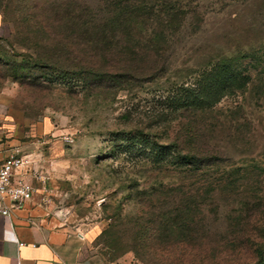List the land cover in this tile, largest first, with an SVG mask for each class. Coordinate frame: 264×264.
<instances>
[{
  "label": "rangeland",
  "instance_id": "rangeland-1",
  "mask_svg": "<svg viewBox=\"0 0 264 264\" xmlns=\"http://www.w3.org/2000/svg\"><path fill=\"white\" fill-rule=\"evenodd\" d=\"M65 1L0 0V157L9 151L25 157L22 177L34 187L30 204L46 221L79 232L88 252L104 264H161L142 246L138 231L145 216L171 208L167 199L152 194L180 183V175L171 163L156 164L125 146L133 143L137 129L162 144L182 134L176 125L180 117L160 101L175 73L229 48L231 54L237 44L251 43L261 54L264 0H184L195 12L187 23L167 31L172 78L145 82L108 77V69L121 64L119 55L108 53L102 59L95 53L91 58L90 48L79 55L76 46L71 55L60 51L61 40L75 44L76 38L75 28L58 11ZM34 4L49 11L47 32L37 30L35 14L26 15ZM215 105L221 122L227 124L232 113L247 136L239 141L222 133L219 147L226 160L207 172L221 175L245 163L264 164V92L237 90L217 98ZM249 177L238 182L231 197L200 203L199 232L213 228L217 239L230 228L229 216L264 196V175ZM186 249L195 264H237L234 258L224 260L220 245L215 247L220 252L211 255L207 247Z\"/></svg>",
  "mask_w": 264,
  "mask_h": 264
},
{
  "label": "trees",
  "instance_id": "trees-1",
  "mask_svg": "<svg viewBox=\"0 0 264 264\" xmlns=\"http://www.w3.org/2000/svg\"><path fill=\"white\" fill-rule=\"evenodd\" d=\"M66 1L58 11L75 28L76 38L75 44L61 40L62 53L71 55L76 46L79 55L84 47L90 48L91 58L95 53L102 54V59H107L108 53L119 55L121 64H113L107 75L122 82L172 78L167 31L187 23L188 15L195 12L194 8L187 9L184 0H94L95 4L89 0ZM38 6L32 5L26 15L31 18L35 14L33 18L39 19L37 30L47 32L49 11H41ZM257 49L251 43L237 44L231 54L229 48L208 56L204 64H196L194 69L175 73L168 95L163 90L160 101L164 99L162 102L171 110L168 113L180 117L176 125L182 134L162 144L154 135L137 129L131 138L133 143L125 146L148 155L156 164L171 163L180 175V183L160 187L152 194L160 201L167 199L171 208L145 216L138 231L142 246L158 256L161 264H195L186 249L194 245L207 247L210 255L212 251L220 252L215 249L220 245L225 261L234 258L237 264H264V196L255 197L253 204L246 202L239 214L229 216L230 228L217 239H213V228L204 232L197 228L200 203L218 195L231 197L239 188L238 182L246 178L249 181L252 174L264 175V164L255 162L221 175L207 172L226 160L219 147L222 133H231L239 141L247 136L232 113L227 124L220 121L215 100L250 87L264 92V46L261 54ZM238 108L242 110L241 106ZM244 213L248 216L244 217ZM150 240L157 246L150 247Z\"/></svg>",
  "mask_w": 264,
  "mask_h": 264
},
{
  "label": "crops",
  "instance_id": "crops-1",
  "mask_svg": "<svg viewBox=\"0 0 264 264\" xmlns=\"http://www.w3.org/2000/svg\"><path fill=\"white\" fill-rule=\"evenodd\" d=\"M0 264L104 263L88 252L85 238L79 232L46 221L27 202L12 209L10 217L0 212Z\"/></svg>",
  "mask_w": 264,
  "mask_h": 264
},
{
  "label": "built area",
  "instance_id": "built-area-1",
  "mask_svg": "<svg viewBox=\"0 0 264 264\" xmlns=\"http://www.w3.org/2000/svg\"><path fill=\"white\" fill-rule=\"evenodd\" d=\"M26 165L25 157L16 151L0 159V212L7 217L12 209L22 207L33 197V185L22 177Z\"/></svg>",
  "mask_w": 264,
  "mask_h": 264
}]
</instances>
